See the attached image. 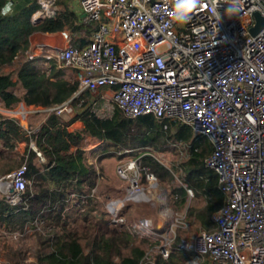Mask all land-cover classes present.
<instances>
[{
	"label": "built area",
	"instance_id": "1",
	"mask_svg": "<svg viewBox=\"0 0 264 264\" xmlns=\"http://www.w3.org/2000/svg\"><path fill=\"white\" fill-rule=\"evenodd\" d=\"M173 2L79 0L86 23L94 27L90 41L48 54L46 60L74 73V98L88 93L95 99L105 87L129 118L152 115L206 137L212 153L205 166L217 174L225 202L212 216L216 230L182 238L178 250L209 264H264V28L255 36L249 33L257 25L255 13L264 19V0H242L234 14L227 11L229 0H201L183 23L170 15ZM39 4L42 16L55 15L51 0ZM69 102L48 112L68 118L73 114ZM139 166L135 159L118 167L129 182L126 201L144 195L136 174L128 176ZM26 171L21 165L0 178V193L12 207L22 202ZM146 179L155 180L151 174ZM108 212L114 225L125 226L117 202L109 203ZM126 229L141 238L155 236L151 219ZM159 253L165 259L169 255L167 247ZM150 258L146 255L149 263Z\"/></svg>",
	"mask_w": 264,
	"mask_h": 264
},
{
	"label": "trees",
	"instance_id": "2",
	"mask_svg": "<svg viewBox=\"0 0 264 264\" xmlns=\"http://www.w3.org/2000/svg\"><path fill=\"white\" fill-rule=\"evenodd\" d=\"M8 1L0 0V98L6 109L20 102L10 91L16 84L12 81L11 73L3 72L4 68L13 65L20 50L19 41L26 40L35 32L54 34L64 30L73 33L80 30L77 24L74 25L75 18L70 20L58 14L32 26L30 16L33 8L21 9L11 17H4V7ZM75 43L76 39H72L71 44ZM44 62L42 59L28 60L18 73V80L25 91V105L50 110L72 99L69 104L73 114L68 118H60L48 112L40 129L29 136L23 135L25 133L14 119H5L0 123V141L9 152L14 150L18 142H26L25 155L16 159V163L18 167L26 166L25 177L29 182L22 195V201L27 198L28 210H22V216L17 217L12 214L13 207L0 199V216L8 215L0 217V222L12 226L11 231H15V224L18 230H22L25 225L35 221L59 225L61 228L51 249L48 238L44 236L40 242L43 247L38 251L35 264H151L146 261V253L156 243L130 234L109 221L96 224L90 221L93 220L96 204L95 199L89 196L101 175L97 172L96 163L111 157L122 159L133 156L138 159L142 182H145L146 174L153 175L157 183L166 188L167 200L174 212L185 208L189 198L187 190L192 192L193 200L197 202L199 198H204L202 207L196 204L187 207L186 218L195 217L205 232L216 230L212 216L222 208L225 197L217 174L205 166L206 159L212 153L207 138L195 136L186 125L156 119L152 115L129 118L116 106L110 117L100 118L94 112L95 99L88 93L74 98L77 84L74 73L62 68L56 61L48 62L49 67L45 68L41 65ZM77 122L82 124V129L70 132L68 129ZM85 138L104 144L102 149L92 153L95 159L93 163L88 162L89 152L79 147ZM31 142L37 151L29 148ZM173 146L181 147L185 153L178 167L167 168L157 156L169 153ZM139 150L146 152L142 155L138 153ZM125 151L129 152L123 154ZM37 153L44 160L40 164L36 163L40 160ZM16 160L9 155L5 158L8 163ZM176 173L179 185L174 184ZM69 191L88 197L82 204L85 211L80 215V220L82 223L90 222L82 227L80 233L68 230V222L62 215ZM53 207L57 210L38 215ZM182 234L176 230L166 259L159 252L154 253V264L182 262L178 250ZM81 240H85L84 246ZM114 257L117 261L113 260Z\"/></svg>",
	"mask_w": 264,
	"mask_h": 264
},
{
	"label": "crops",
	"instance_id": "3",
	"mask_svg": "<svg viewBox=\"0 0 264 264\" xmlns=\"http://www.w3.org/2000/svg\"><path fill=\"white\" fill-rule=\"evenodd\" d=\"M51 2L53 4L52 8L55 11V15L58 14L66 16L70 20L75 18L76 22L74 23V25L76 26L77 24L80 27V30L74 33L70 30H64L63 32L54 34L35 32L29 35L26 40L22 39L19 41L20 50L14 58L13 65L3 69V72L5 74L11 73L12 81L16 84L10 89V91L20 99V102L9 109H6L3 100L0 98V123L5 119H14L15 121H17L22 131L25 133L23 134L24 136H29L32 133H36L40 129L41 125L45 122L47 118V113L49 110H45L42 108L27 107L25 105L23 101L25 91L20 81L18 80V73L21 67L28 60L42 59L45 62L41 65L45 68H48V62L54 61L46 60V56L48 54H52L54 52L61 51L69 47L80 48L87 45L90 41V37L94 29L93 25L86 23L85 16L79 6V0H51ZM7 4H11L12 7L7 14L3 12L4 17H11L13 14H15L21 9L33 8V12L30 16V23L32 26H37L45 19H48V17H44L41 15L42 8L39 4V0H9ZM33 18H38L39 22L34 23ZM72 39H76V46L71 44ZM104 92L108 93L111 97V89L105 90ZM27 108H30V110H27ZM80 129H82V124L77 122L71 125L68 130L71 132ZM86 143H89L90 145H86ZM85 145L89 147H86ZM26 146L27 145L25 141H20L17 143L14 150L9 152L8 149L3 147V144L0 141V178L5 177L13 170L19 168L17 166L16 159L22 158L23 155H25ZM103 146L104 144H102L101 142H98L94 139L85 138L83 141H81L79 147L88 152H97L102 149ZM29 148L33 151H37L33 142L29 144ZM7 155H9L11 159L16 161L11 163L5 162V158ZM43 161L44 160L40 159L36 161V163L40 164ZM121 161V159H117L116 157L106 158L101 160L98 165L99 167L97 166V172L101 173V175L97 180V184L93 189L92 194L89 196V198L95 199L96 204L95 212L93 213V220H90L93 224L99 223L100 221L108 220V205L111 202L118 203L119 213L123 217L126 226L136 222L135 219H133V217L131 216V214L137 211V204L141 203V200L126 201L125 197L127 189L129 187V182L126 179L121 178L120 175H115L112 173L110 174L107 171V169L109 170L115 165L114 163L119 164L121 163ZM120 180L123 182L121 183ZM68 194L69 197L66 201L67 206L64 208L62 215L64 219H66L68 222L67 229L70 231L77 230L80 233L82 231V227H85L90 222L89 221L87 223H82L80 220V215L85 211V208H83L82 204L87 201L88 197L86 195L78 196L73 191H69ZM0 199H4L6 201L5 197L1 193ZM155 203H158V206H155ZM159 203V200H156L154 198L152 199L151 220H153L152 222L155 232V236L152 238V240L162 238L169 232L175 233L176 230H180L181 232L186 234L187 237H192L200 232L205 231L203 228H201L200 222L195 217L192 216L188 219L186 218L187 207L194 204H196L197 207H202L204 205V198H199L197 202V200H193L192 195V197L188 198L185 208L178 212H174L172 210H170L168 213L162 212ZM26 205L27 198L21 203H19L17 206L13 207L12 214H16L17 217H21L22 210H28ZM23 206H25L24 208L26 209H24ZM56 210L57 209L55 207L48 208L43 210L42 213H39L38 215L42 216L43 214L49 213L50 211L54 212ZM7 216L8 215H3L0 217L5 218ZM126 226L123 225L120 228L132 234L126 229ZM10 227L12 226H7L5 222H0V243H2L3 246H6L8 251L7 254L3 255V257L8 258V262L13 261L15 259L17 260L18 258V260L28 264L37 262L38 253L17 255L16 252H10L9 249L14 247V242H10L12 238L9 236V234L13 235L15 233L21 235L22 233H26V229L30 230L31 227L32 230L30 231L33 232L31 236L34 240V247L36 246L35 244L39 243V249H42L43 246L40 242L45 236L48 238V246L49 249H51L54 246L53 243L56 242V239L59 236V232L61 230L59 225H46L44 222L37 221L25 225L22 230L17 229V224H15V231H11ZM20 239V236L15 238L16 241H20ZM80 243L84 246L85 240H81ZM3 257L1 258L4 259ZM113 260L117 261V258L114 257Z\"/></svg>",
	"mask_w": 264,
	"mask_h": 264
},
{
	"label": "rangeland",
	"instance_id": "4",
	"mask_svg": "<svg viewBox=\"0 0 264 264\" xmlns=\"http://www.w3.org/2000/svg\"><path fill=\"white\" fill-rule=\"evenodd\" d=\"M69 71L71 72L70 69H69ZM105 90H109V89L103 87L100 89V92L97 93V95L95 96L94 112L100 118L110 117L112 115L113 110L115 109V105L113 104L110 95L108 93L104 92ZM27 110H30V108H27ZM203 138H206V137H203ZM86 145H90V144L86 143ZM86 147H89V146H86ZM92 153H94V152H89V155H88V162L89 163H93L95 161V159L93 157L94 154H92ZM184 153L185 152L181 147L173 146L172 150L169 153H167L165 155H158L157 159L167 168H171L172 166L178 167ZM121 160H122L121 163H119V164L114 163L115 165L113 167H111L109 170L107 169L108 173L119 175L118 167L120 165L127 166V164L129 162L135 160V157L125 156ZM100 162L96 163V167L99 165ZM139 171H140V169L138 168L135 170H130L128 172V176L130 178H132L136 174L139 186H141L143 188V192H144V195L141 197V203L137 204L138 205L137 211H135L131 214L133 219H135V221H138V220H142L145 218H150V219L152 218L151 217V214H152V209H151L152 204L151 203H152L153 198L156 200H159L160 209L162 210V212L168 213L171 210V208L169 206L168 200H166V198H167L166 188L163 186H160L156 180H153V181L148 180V179H146V177H145V182H142ZM177 176H178V174L176 173L175 181H174L175 185H179V181H178ZM122 182L123 181H121V183ZM155 206H158V203H155ZM119 216L121 218H123L120 215V213H119ZM107 221H109L110 223L113 224V216L109 214ZM125 226H126V223H125ZM30 230H32L31 227H30ZM30 230L26 229V233H22L20 235V238H21L20 241L15 240L16 237H19L18 236L19 234H13V235L9 234V236L12 238V240H10V242H14V245H13L14 247L9 249L10 252H13V253L16 252L17 255H20V254H24V255L26 254L27 255L30 253H35V254L38 253V251L40 250L39 249L40 245H38L39 243H37V244H35L36 246L34 247V240L31 236L33 232ZM175 236H176V231H175V233L169 232L164 237L158 238L157 240L149 239L151 242L156 243L154 246H152L153 248L152 247L149 248L147 250V253H146V255L148 257H151L150 258L151 264H154L153 263L154 253L159 252L160 247H165V248L167 247V249L169 251V246L172 243V241L174 240ZM139 238H141V237H139ZM182 238H190V237H187L186 234H182L181 239ZM33 248H34V250H33ZM7 252L8 251H7L6 246H3V244L0 243V264H25V262L18 260V258H17V260L15 259L13 261L8 262L7 261L8 258L3 257V255L7 254ZM179 256L181 257V260L182 259L183 260H182V262H180V261L176 262V264H190L192 260L197 261L198 264H209V262L206 261V259H195V258H192L191 256L182 255L180 252H179ZM1 257H3L4 259H2ZM26 264H28V263H26ZM33 264H35V263H33Z\"/></svg>",
	"mask_w": 264,
	"mask_h": 264
},
{
	"label": "clouds",
	"instance_id": "5",
	"mask_svg": "<svg viewBox=\"0 0 264 264\" xmlns=\"http://www.w3.org/2000/svg\"><path fill=\"white\" fill-rule=\"evenodd\" d=\"M240 2H242V0H235V2H233V0H229V8L227 11L230 14L238 12ZM200 3L201 0H174L170 15L173 16L178 23L186 22L190 19L191 13L198 8ZM11 7V4H7L4 7V13L7 14L11 10ZM132 166L133 165H130V167Z\"/></svg>",
	"mask_w": 264,
	"mask_h": 264
},
{
	"label": "water",
	"instance_id": "6",
	"mask_svg": "<svg viewBox=\"0 0 264 264\" xmlns=\"http://www.w3.org/2000/svg\"><path fill=\"white\" fill-rule=\"evenodd\" d=\"M254 17L257 21V25L255 28L250 29L249 33L251 36H255L259 31H261L264 28V19L257 13L254 14Z\"/></svg>",
	"mask_w": 264,
	"mask_h": 264
},
{
	"label": "bare ground",
	"instance_id": "7",
	"mask_svg": "<svg viewBox=\"0 0 264 264\" xmlns=\"http://www.w3.org/2000/svg\"><path fill=\"white\" fill-rule=\"evenodd\" d=\"M141 195H137V197H140ZM142 197V196H141Z\"/></svg>",
	"mask_w": 264,
	"mask_h": 264
}]
</instances>
